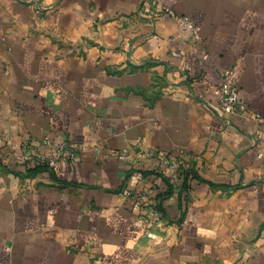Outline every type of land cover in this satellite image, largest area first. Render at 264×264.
<instances>
[{"label": "crops", "instance_id": "0c3cea01", "mask_svg": "<svg viewBox=\"0 0 264 264\" xmlns=\"http://www.w3.org/2000/svg\"><path fill=\"white\" fill-rule=\"evenodd\" d=\"M144 1L0 0V264H264V0ZM180 151V181L154 174Z\"/></svg>", "mask_w": 264, "mask_h": 264}, {"label": "built area", "instance_id": "2783aa9c", "mask_svg": "<svg viewBox=\"0 0 264 264\" xmlns=\"http://www.w3.org/2000/svg\"><path fill=\"white\" fill-rule=\"evenodd\" d=\"M145 4L153 3L152 0H145ZM159 17H170L180 24L181 33L184 36H189L198 40L200 38L199 29L188 17H180L174 11L170 9H161L158 12ZM241 68L238 64H234L229 69L225 70L222 77L220 86L215 90V95L218 101V111L227 117H232L239 114L242 111H246L244 97L242 95L240 87ZM45 145H51L49 139L44 140ZM76 148L69 146L64 142H57L53 145L50 154L45 155L39 153L36 148H28V152L21 158L23 162L29 163L31 166L38 164L51 165L61 160H68L75 156ZM157 160V164L154 167V172L158 173L162 177H166L172 182L180 181L184 170H186L187 159L186 153L180 151L179 157L175 158L163 152L151 154ZM141 198H135V207L137 209L147 210L151 216L158 217V212L152 205H143Z\"/></svg>", "mask_w": 264, "mask_h": 264}, {"label": "trees", "instance_id": "16d2710c", "mask_svg": "<svg viewBox=\"0 0 264 264\" xmlns=\"http://www.w3.org/2000/svg\"><path fill=\"white\" fill-rule=\"evenodd\" d=\"M49 165H43V164H38L36 166H34L33 168L31 169H27V171L25 172L26 175L28 176H31V175H35L37 172H40V171H43L45 170V168H47ZM157 176H161L159 175L158 173H155ZM183 174H187V170H184ZM165 178V177H164ZM165 180L170 183V180L168 178H165ZM170 185V184H169ZM171 188V187H170ZM170 192H168L167 194H169ZM163 195L162 197H157L156 199V203L154 205V208L157 210V212L159 213V215L161 214V212L163 211L162 208H161V200L163 199Z\"/></svg>", "mask_w": 264, "mask_h": 264}]
</instances>
